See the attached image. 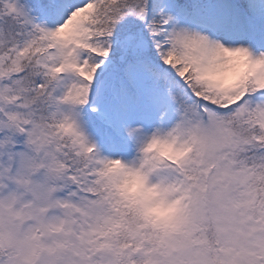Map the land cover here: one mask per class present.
<instances>
[{
    "label": "snow or ice",
    "instance_id": "6c2138e0",
    "mask_svg": "<svg viewBox=\"0 0 264 264\" xmlns=\"http://www.w3.org/2000/svg\"><path fill=\"white\" fill-rule=\"evenodd\" d=\"M0 264H264V0H0Z\"/></svg>",
    "mask_w": 264,
    "mask_h": 264
}]
</instances>
